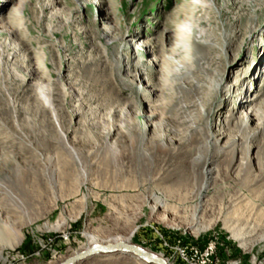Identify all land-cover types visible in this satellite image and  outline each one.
Masks as SVG:
<instances>
[{"label":"rangeland","instance_id":"374dc122","mask_svg":"<svg viewBox=\"0 0 264 264\" xmlns=\"http://www.w3.org/2000/svg\"><path fill=\"white\" fill-rule=\"evenodd\" d=\"M190 98L204 115L192 136L173 114ZM242 106L255 119L231 144ZM262 122L264 0H0V264H63L117 242L171 264H264ZM75 264L155 263L97 252Z\"/></svg>","mask_w":264,"mask_h":264},{"label":"bare ground","instance_id":"6f19581e","mask_svg":"<svg viewBox=\"0 0 264 264\" xmlns=\"http://www.w3.org/2000/svg\"><path fill=\"white\" fill-rule=\"evenodd\" d=\"M205 22H208V20H205ZM182 31H184V30H182ZM195 31L196 32H194V33L195 34L197 33V35L195 36L196 37V41L195 42L198 43V44H202V45L206 42L203 39L205 35H210V36L212 35V36H214V34H215L214 29H210V28L209 29H205V31H203V30H195ZM186 32H187L186 34H189V29H187ZM210 36H209V38H210ZM212 41H213V43H210V42L209 43L211 44V47L215 49V45L217 44V41L215 42L214 39ZM182 69H185V68H182ZM188 72H189V69L182 70V73H184V74H187ZM34 75L35 74L33 73L32 76H34ZM184 79L185 80H188V78H184ZM186 83H185V86L186 87L192 86V87H194L197 95L198 94H201V90H200L201 87L198 86V85H200L199 82H197L196 85L195 84H191V83L188 84V82H186ZM203 83H205V81H203ZM181 87H182V85H181ZM39 89H40L39 90V92H40L39 97L41 98V100L44 102L45 105H47V106H49V107H51L53 109L54 108V99L52 97H49L47 95L46 89H45V87H44V85L42 83L40 84ZM257 92H258V90H257ZM257 92L256 93L254 92V95L252 97V100H255V98L257 96L256 95ZM243 93H244V90L241 93H238L236 96L237 97H242ZM207 95L209 96L210 93L207 92L206 95H205V93L203 94V96H205V98H206V101H207ZM198 98H201L202 101H203V103L206 104L205 98L202 97V95H198ZM231 99L229 101H232ZM11 101H12V99H10L9 103H11ZM197 106H198V103H197L196 98H194V99L193 98H190V99H188V101H186V105L183 104L181 106V108H176V110H174V113H173L174 116H176L178 119H181V120H179V122L182 123L184 126H186L188 128V132L187 133H190V136L195 135L196 133H199V129L196 128V125L199 124L200 120L204 117V115L201 112V110L199 111L198 109H196ZM246 107L247 106H242V108L239 109L242 112H244V118L245 119L244 118H241V120L239 122V125L241 127V129L238 131V133H240L239 138H233L231 140L232 141L231 144H235L238 141H241V139L242 140H245L247 138V133H245V131H247L248 129H250V127H249L250 122H254V119H255L254 116L253 115H248L249 114L248 111L245 110ZM15 108H16V106H15ZM191 108L195 109V113L193 115H191V116H185L184 114L185 113L186 114L189 113L190 110H191ZM133 111H134V109H133ZM132 113H131V111L127 112L126 113L127 117L135 118V114H136V116H137V114H139V113H134V114H132ZM234 114L235 113H232L230 115V118L235 117ZM248 116L250 117L249 120H248ZM152 117H155V116H152ZM230 122H231V119H230ZM190 124H196V125L191 126ZM228 125H229V123H228ZM223 128L228 129L226 126H223ZM259 129L261 131L264 130V122H262V124L259 126ZM109 133H112V131L109 132ZM213 133H214L213 134L214 135V138H212L208 142L203 141L199 146H196L194 149L193 148H191V149L188 148L189 149V151H188L189 153L190 152H197L198 153L196 155V156H198V158H196L194 156L193 157L194 159L192 158L191 159V162H193V161L199 162V160L201 161L203 159V156H204L202 154V152L204 150H206V149H212V147L214 145V142H216V140H218V139H216V137L218 136V134H216L215 132H213ZM228 135H230V134H228ZM222 136L223 137H226L227 136V133H223ZM250 136H251L252 141L255 140V138L257 137L256 135H250ZM153 137H155V136H153ZM63 138H65V140H66L65 133L63 134ZM188 138H189V136L186 135V138H184L182 141L186 140V142H187L189 140ZM249 138L250 137H248V139ZM159 139L164 140V137L160 135ZM237 139H239V140H237ZM136 147H137V141H136L135 137L133 135H131L130 136V150L132 148H133L132 150H134ZM140 148L143 151H145V150H152V142L150 140L149 141L147 140V141L141 142ZM174 148L178 150L180 147H176L175 146ZM72 150L73 151H76L73 148H72ZM263 150H264V145H262V146H260V147L257 148L258 154L256 155V158L258 160V163H257L258 169L262 170L263 173H264V160H261L262 157L259 155L261 152H263ZM220 153L223 154V153H226V152L225 151H221ZM74 154L76 155V158L79 160L80 157L78 156V153H75L74 152ZM217 155H219V154H217ZM243 156H244L245 159L246 158L248 159V162L245 164V166H242V170H244V172L246 173V172L249 171V168H251V170H253V168L255 166H253L252 164H249L250 158H249L248 152L244 151L243 152ZM233 158H234V154L230 152L229 155H228V160H232ZM74 165H75V163H74ZM206 170H207V171H205L206 178H205V182H204V184L202 186V190L200 191L201 193L202 192H206V189L212 184V181L210 182V178L208 176L210 174H212L213 168L206 169ZM85 177H86V175L84 174L83 178H85ZM213 183L215 184L214 185L215 188L213 190V198H219V197H221L223 195V193H222L223 187L221 186V184H223V183H222V181L220 179L214 180ZM256 187H257L256 184H253V183H250V182H247V181H243V184H242V189L243 190H246V191L250 192V190L252 189V192H253V191L256 190ZM259 197H264V192H262V194ZM65 225H66V219H64V218H61L60 217L56 221L57 228L64 227ZM91 237L95 238L93 235H91ZM93 241H94V239H93ZM98 246H103V247L112 246V248H103V249H99V250H96L94 252H91L93 249H95ZM128 246L129 247H132V248L139 249L140 251H142V253H139L138 251H135L133 249H126V247H128ZM85 252H91V253L88 254V255L79 256V255H81V254H83ZM85 252H83V253H81L79 255L73 256V257H76V258L73 259L70 262V264H75L76 262L82 260V258H84L86 256H90V255H92L94 253H97V252H103V253L124 252L126 254L127 253L133 254L135 257L143 260L145 263L152 261L155 264H171V263H169L168 260L163 259V258H161L159 256L154 255V254H151L148 251H146V250H144V249H142V248H140L138 246L132 245L131 243L117 242V243H109V244H104V245H102V244H95L90 250L85 251ZM73 257H70V258H73ZM70 258H68V259H70Z\"/></svg>","mask_w":264,"mask_h":264},{"label":"water","instance_id":"95a60500","mask_svg":"<svg viewBox=\"0 0 264 264\" xmlns=\"http://www.w3.org/2000/svg\"><path fill=\"white\" fill-rule=\"evenodd\" d=\"M103 248H112V246H109V247L98 246V247H96L95 249H93L91 252H94V251H96V250L103 249ZM126 249H133V250H135V251H138L139 253H142V251H140L139 249L132 248V247H129V246L126 247ZM91 252H85V253H83V254H81V255H79V256L88 255V254H90ZM75 258H76V257H73V258L68 259L64 264H70V262H71L73 259H75Z\"/></svg>","mask_w":264,"mask_h":264}]
</instances>
